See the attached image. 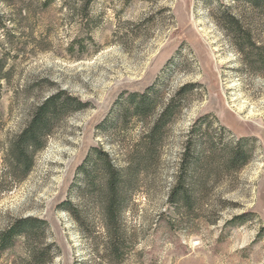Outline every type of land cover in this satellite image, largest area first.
Listing matches in <instances>:
<instances>
[{"label": "rangeland", "instance_id": "rangeland-1", "mask_svg": "<svg viewBox=\"0 0 264 264\" xmlns=\"http://www.w3.org/2000/svg\"><path fill=\"white\" fill-rule=\"evenodd\" d=\"M8 1L7 7L0 0L1 14L13 20L6 22L9 33L0 30L7 77L0 79V229L14 217L45 220L59 252L51 264H264V76L242 66L218 21L224 7L240 13L244 7L233 0H92L85 16L84 0H52L48 7L46 0ZM23 7L31 13L19 16ZM155 85L159 110L183 86L191 90L167 128L160 163L123 213L132 241L119 260L105 251L97 214L89 216L91 242L60 204L71 198L83 205L73 189L92 146L118 155L98 126L120 97ZM55 89L88 107L59 122L25 179L5 178L7 139ZM197 125L202 145L221 150L244 139L251 157L237 170L216 168L202 190L190 184L203 197L187 217L168 196L186 141L200 140L192 132ZM142 131L141 123L131 125L124 141ZM0 264H14V254L2 255Z\"/></svg>", "mask_w": 264, "mask_h": 264}, {"label": "trees", "instance_id": "trees-1", "mask_svg": "<svg viewBox=\"0 0 264 264\" xmlns=\"http://www.w3.org/2000/svg\"><path fill=\"white\" fill-rule=\"evenodd\" d=\"M51 1L46 0L44 6L48 7ZM91 1L84 0L79 10L82 15L89 16ZM233 1L241 4L244 12H234L231 11L233 7H224L219 13V24L240 54L242 66L247 71L264 76V0ZM2 2L9 6L8 0ZM22 13L29 15L30 7L19 8L18 15ZM7 21L12 24L13 20H6L0 12V30L9 33ZM3 67V63H0V79L7 78L1 73ZM190 88L189 85L180 88L176 96L160 110L162 97L156 85L142 93L132 92L120 97L111 114L98 126L100 133L106 137L112 136L110 145L117 148L118 155L115 153L113 156L102 145L92 146L77 167L76 188L73 191L83 199V205L79 206L69 198L60 204V208L72 217L91 242L94 240L95 224L93 217L89 216L97 214L107 236L105 251L111 257L122 259L126 245L129 240L130 243L132 241L130 231L123 224V213L130 204L132 194L145 184L147 175L155 171L160 163L167 128L180 112ZM87 107L88 103L63 89L53 90L34 104L24 127L6 141L4 177L16 182L25 179L34 166L36 154L45 147L59 122ZM137 123L143 127L139 138L124 141L130 126ZM192 132L200 135V140L196 143L186 141L180 173L168 196L170 206L177 211L182 208L187 217L191 216L194 200L203 197L202 192L189 189L190 184L202 190L216 168L237 170L246 165L251 157L244 139L218 150L214 142L208 146L202 145L201 137L205 135L201 134V125H197ZM242 218L238 216L234 220ZM48 232L49 225L41 218H11L0 229V257L13 253L14 264H51L59 252L56 243L49 240Z\"/></svg>", "mask_w": 264, "mask_h": 264}]
</instances>
